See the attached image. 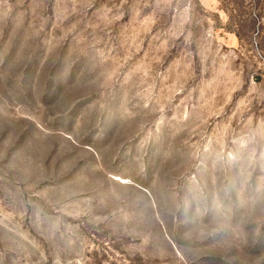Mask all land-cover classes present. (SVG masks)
<instances>
[{
	"label": "rangeland",
	"instance_id": "obj_1",
	"mask_svg": "<svg viewBox=\"0 0 264 264\" xmlns=\"http://www.w3.org/2000/svg\"><path fill=\"white\" fill-rule=\"evenodd\" d=\"M0 264H264V0H0Z\"/></svg>",
	"mask_w": 264,
	"mask_h": 264
}]
</instances>
